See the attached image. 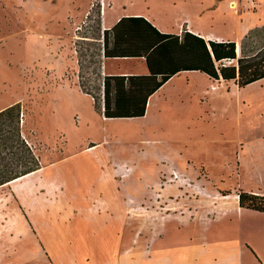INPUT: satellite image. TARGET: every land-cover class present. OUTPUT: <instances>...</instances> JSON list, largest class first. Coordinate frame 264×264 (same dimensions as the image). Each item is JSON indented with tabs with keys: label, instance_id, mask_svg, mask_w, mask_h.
Returning <instances> with one entry per match:
<instances>
[{
	"label": "rangeland",
	"instance_id": "374dc122",
	"mask_svg": "<svg viewBox=\"0 0 264 264\" xmlns=\"http://www.w3.org/2000/svg\"><path fill=\"white\" fill-rule=\"evenodd\" d=\"M92 1L0 0V110L21 105L43 166L16 184L20 190L0 188V264H106L111 247L136 264L164 235L159 222L167 219L166 241L156 252L194 234L179 229L177 214L220 221L225 194L261 175L264 80L239 88L193 74L165 89L170 113L159 108L143 121L101 116L78 89L101 100L102 20L97 7L86 19ZM104 1L107 11L112 2L148 8L173 32L187 18L210 40L236 42L239 54L243 36L264 25V0ZM83 20L89 40L74 44V24ZM186 140L202 160L185 154ZM212 161H223L220 181ZM98 218L116 226L97 225Z\"/></svg>",
	"mask_w": 264,
	"mask_h": 264
},
{
	"label": "trees",
	"instance_id": "16d2710c",
	"mask_svg": "<svg viewBox=\"0 0 264 264\" xmlns=\"http://www.w3.org/2000/svg\"><path fill=\"white\" fill-rule=\"evenodd\" d=\"M103 43L106 58H143L149 70L144 76H105L103 102L80 83L105 119L143 117L149 97L182 71L201 72L239 88L264 80V25L243 36L240 54L234 41L206 40L186 27L179 34L163 33L142 16L122 17L104 31ZM32 135L19 103L0 110V188L42 169ZM237 194L241 208L264 213L263 195L243 190Z\"/></svg>",
	"mask_w": 264,
	"mask_h": 264
},
{
	"label": "crops",
	"instance_id": "0c3cea01",
	"mask_svg": "<svg viewBox=\"0 0 264 264\" xmlns=\"http://www.w3.org/2000/svg\"><path fill=\"white\" fill-rule=\"evenodd\" d=\"M121 7L122 8L120 9L114 2H112L109 10L105 11V15L103 17V26L105 31H110L122 17L142 16L160 32L179 34L183 30V27L186 26L190 32L202 36L206 40L211 39L202 31L195 28L187 18H184L179 23L178 31L173 32L168 25L163 23L159 15L153 14V12H151L148 8L145 11L139 10L133 6V4L127 3H124ZM181 24H183V27ZM100 43L102 46L101 40ZM61 58L62 57H59L57 60L61 62ZM101 58L103 70L102 79H104L105 76H144L149 74L147 64L143 58H106L105 55H102V51ZM193 74H202L208 80H211L201 72L182 71L169 79L162 87L149 97L146 113L143 117L132 119H139L142 121L146 120L155 112L156 109L159 110V108L163 109L164 112L170 113L169 109L165 107L164 102H162V97L166 95V93H164L165 89L176 79L186 77L188 80V77ZM78 89L83 93L80 87H78ZM83 94L90 97L94 103L91 95L87 93ZM176 145L180 146V144L177 143ZM182 146L185 149L186 155H192L187 152V148H189L188 140H186ZM224 155H226L225 152L219 153L221 158H223ZM193 158L195 160H202V158L196 156H193ZM207 164L212 172V177L214 179H219L220 181L221 179L219 173L222 171L223 161L221 164L216 162L213 163V161L212 163ZM260 169L261 175L257 174L255 177V185L248 188L243 187L244 190H239L264 196V165H261ZM179 191L182 192V190ZM235 196L238 197V194H236L235 189H233L232 192L227 193L224 197L228 198V201L223 202L220 205V209L225 212V216L219 218L220 221L216 220L208 223L205 221L195 220L191 217L187 218L183 212L177 214L178 217L175 218H177L178 224H180L178 225L179 229H181V227H192L194 234L184 243L164 245L165 247H159L156 252L154 249L155 246L157 244H164L166 241L165 233L167 219L163 220L161 224L159 222L158 225H162L161 227L163 228L164 235H158V237L154 240L151 249V256L141 258L136 264H139L140 261L148 258H151V264H264V213L241 208L239 206V199L233 200ZM175 197L178 202L180 195H176ZM178 204L182 205L187 210L193 209L194 207L192 204L186 203L184 200L179 201ZM196 209L197 208L194 207L193 210L195 211ZM98 215L100 216V214ZM109 221H111V219L108 220L105 218H98L94 220L97 225L100 223L101 225H106ZM111 222L115 227L116 222ZM215 223L222 225L223 229L221 231L219 229L213 231L214 236L213 238H210L209 233L212 232ZM115 233H117V231H115ZM110 254H112V256L110 259H106V264H131L126 257L121 256L120 253L118 251H114L112 247L110 249ZM115 257L119 259L118 263L115 261Z\"/></svg>",
	"mask_w": 264,
	"mask_h": 264
},
{
	"label": "built area",
	"instance_id": "2783aa9c",
	"mask_svg": "<svg viewBox=\"0 0 264 264\" xmlns=\"http://www.w3.org/2000/svg\"><path fill=\"white\" fill-rule=\"evenodd\" d=\"M97 7L100 16H101V20H102V38H101V42H102V55H104V51H103V34H104V26H103V17L105 15V11H106V4L104 0H93L91 5H90V9L86 14V19L87 17L91 14V11H93V8ZM89 27V23L87 20H83L82 22L79 23H75L74 24V44L76 43H80V41H87L89 40V38H86L83 34L85 33V31L88 29ZM76 52V51H75ZM101 101L103 102V79L101 80Z\"/></svg>",
	"mask_w": 264,
	"mask_h": 264
},
{
	"label": "bare ground",
	"instance_id": "6f19581e",
	"mask_svg": "<svg viewBox=\"0 0 264 264\" xmlns=\"http://www.w3.org/2000/svg\"><path fill=\"white\" fill-rule=\"evenodd\" d=\"M261 81H263V80H261ZM261 81H259V82H261ZM259 82H256V83H259ZM42 170H43V169H40V170H38V171H36V172H33V173L28 174V175H26V176H23V177H21V178L15 180V181H13V182H11L10 185H15L14 188H15L16 191H18V190L21 189V186H16L17 183L22 182V181H24V180H27V179L33 177L35 174L41 172ZM237 199H238V197L235 196L233 200H237Z\"/></svg>",
	"mask_w": 264,
	"mask_h": 264
},
{
	"label": "water",
	"instance_id": "95a60500",
	"mask_svg": "<svg viewBox=\"0 0 264 264\" xmlns=\"http://www.w3.org/2000/svg\"><path fill=\"white\" fill-rule=\"evenodd\" d=\"M237 52H238V54H239V47L237 48Z\"/></svg>",
	"mask_w": 264,
	"mask_h": 264
}]
</instances>
